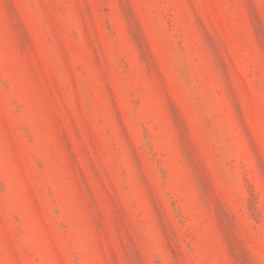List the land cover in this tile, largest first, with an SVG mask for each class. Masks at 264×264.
Here are the masks:
<instances>
[{
    "label": "rangeland",
    "instance_id": "obj_1",
    "mask_svg": "<svg viewBox=\"0 0 264 264\" xmlns=\"http://www.w3.org/2000/svg\"><path fill=\"white\" fill-rule=\"evenodd\" d=\"M0 264H264V0H0Z\"/></svg>",
    "mask_w": 264,
    "mask_h": 264
}]
</instances>
